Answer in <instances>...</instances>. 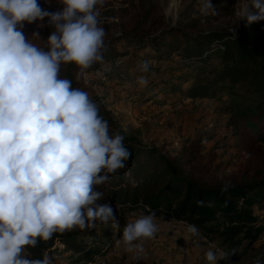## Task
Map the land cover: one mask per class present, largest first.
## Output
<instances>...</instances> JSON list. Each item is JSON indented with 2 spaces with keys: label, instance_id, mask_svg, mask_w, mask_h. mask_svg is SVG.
<instances>
[{
  "label": "clouds",
  "instance_id": "obj_1",
  "mask_svg": "<svg viewBox=\"0 0 264 264\" xmlns=\"http://www.w3.org/2000/svg\"><path fill=\"white\" fill-rule=\"evenodd\" d=\"M58 3L61 8L49 11L38 0H0V264H53L47 252L34 257L29 249L55 233L91 230L98 223L118 229L116 242L139 257L144 252L139 241L157 231L152 211L121 226L114 207L98 203L104 193L97 186L131 155L127 129L111 132L98 103L74 86L104 63L105 0ZM198 11L214 14L212 0H199ZM235 15L246 24L264 20V0H240ZM33 21L53 29L46 39L35 32L26 39L24 22ZM68 64L76 69L72 78L60 74ZM148 67L149 61L139 62L142 72ZM136 83L145 86L147 80L138 76ZM226 256L209 248L204 264Z\"/></svg>",
  "mask_w": 264,
  "mask_h": 264
},
{
  "label": "trees",
  "instance_id": "obj_2",
  "mask_svg": "<svg viewBox=\"0 0 264 264\" xmlns=\"http://www.w3.org/2000/svg\"><path fill=\"white\" fill-rule=\"evenodd\" d=\"M38 3L49 11L62 7L58 0ZM151 9L138 13L128 30L125 25V30L108 37L104 63L110 67L95 65V70H102L105 80L101 83L111 79L115 68L123 66L121 63L131 56L137 58L136 66L147 60L148 71L139 70L147 84L129 89L138 100L160 103L167 95L175 102H189L197 108L205 98L211 101L204 103L219 122L210 129L205 126L201 131L197 128L191 134L163 139L157 146L144 142L137 134L124 132L131 155L126 166L112 174L107 183L97 186L98 190L124 213L136 209L141 214L165 212L222 243L238 245L247 241L246 250L264 231V216L255 208L264 201V20L251 24L242 20L233 28L202 29L198 18L190 17L185 10L181 14L189 18L185 24L154 27L156 21L147 23ZM41 23L50 34L53 29L46 22H24L23 29L42 28ZM104 27L109 30V25ZM175 35L176 40L170 41ZM119 42L131 50L114 51L113 45ZM75 71L71 64L62 65L60 74L72 78ZM120 72L116 82L125 88L120 82L125 76ZM151 73L161 77L155 81ZM74 86L78 87V82L74 81ZM100 115L109 122L111 132L120 130L111 117ZM213 127H225L223 139L234 137V143L229 145L252 156L241 163L239 159L237 168L227 173L216 172L212 162L218 155V146L215 142L206 146L203 140L215 135ZM87 232L73 229L55 233L29 252L34 257L44 252L58 253V242L65 246L69 257L82 252L98 255L113 235H119V231L105 230L100 236L90 237ZM130 264L146 263L133 260Z\"/></svg>",
  "mask_w": 264,
  "mask_h": 264
},
{
  "label": "rangeland",
  "instance_id": "obj_3",
  "mask_svg": "<svg viewBox=\"0 0 264 264\" xmlns=\"http://www.w3.org/2000/svg\"><path fill=\"white\" fill-rule=\"evenodd\" d=\"M56 0H49L54 2ZM214 6V14L203 15L199 9V0H105V4L101 9L104 26L109 25L106 31V40L111 35H115L121 30H127L132 26L138 13L151 7L150 16L147 23L156 21L154 27H160L166 24H185L189 18L181 15L185 10L191 17L198 18L199 28L206 29L213 26H224L233 28L240 21L235 15V10L240 5V0H212ZM251 7V5H249ZM165 9H169V14L165 15ZM26 39H31L32 34L38 33L42 39H46L49 31L46 28L23 29ZM177 35L170 37V41L176 40ZM36 42L42 44L39 37ZM114 51L131 50L128 46L114 44ZM137 58L131 56L128 61L121 67H116L113 77L105 79L102 77V70H95V66L87 70L85 77L78 82V87L87 90L90 96L98 103L100 113L111 117L117 126L123 131L137 134L144 142L159 145L163 139L173 138L178 135L191 134L194 130H203L205 126L210 129L216 122H219L217 115L209 111L208 105L204 102L211 101L201 98L197 108L192 107L189 102L181 104L175 102L174 98L165 95L162 102H154L152 100H138V96L134 95L129 89L136 88V78L140 75V69L136 66ZM127 64V65H126ZM99 65V64H98ZM102 68H108L110 65H99ZM136 66V67H135ZM121 71V72H120ZM124 74L125 79L120 83L116 81L118 73ZM151 77L157 81L159 75L151 73ZM110 84H109V83ZM124 88V89H123ZM159 96L158 90L155 91ZM185 100V99H184ZM225 127H213L214 136H206L204 144L206 146L217 144V157L213 160L212 165L216 172L222 174L230 171L231 168H237L239 161H244L246 157L252 154H246L244 151H238L237 148L231 147L234 137L225 140L222 132ZM264 152V147L262 148ZM246 154V155H245ZM254 156L258 157L259 155ZM240 159V160H239ZM239 160V161H238ZM110 203L119 217L120 224L123 226L128 220L134 219L141 213L138 209L124 213L120 208L114 205L107 197L104 196L98 203ZM256 211L264 216V201L256 205ZM157 224V231L150 239H142L139 243L143 246L144 252L136 257L134 253L127 252L122 244L116 242L119 235L115 234L110 238L106 249L98 255L91 252H82L74 257L66 256L67 251L64 245L55 242L60 248L57 253L47 252L53 260V264L63 262L65 264H130L133 260H141L146 264H204V253L212 248L227 253L224 259L218 261V264H264V231L259 233L257 239L248 245L244 250V244L247 241L242 240L238 245L236 243H222L221 239L212 235H206L204 232L196 228L191 223L182 220H174L165 212H160L154 216ZM189 226H194L198 231L193 234L188 231ZM119 231L110 225L97 224L94 229L88 230L90 237L100 236L103 231ZM93 259V261H90ZM68 260V261H67ZM70 261V262H69Z\"/></svg>",
  "mask_w": 264,
  "mask_h": 264
},
{
  "label": "bare ground",
  "instance_id": "obj_4",
  "mask_svg": "<svg viewBox=\"0 0 264 264\" xmlns=\"http://www.w3.org/2000/svg\"><path fill=\"white\" fill-rule=\"evenodd\" d=\"M68 261V260H67ZM70 262V261H69ZM99 264H101L100 262H98ZM59 264H63V262H60ZM65 264H67V262L65 263Z\"/></svg>",
  "mask_w": 264,
  "mask_h": 264
},
{
  "label": "built area",
  "instance_id": "obj_5",
  "mask_svg": "<svg viewBox=\"0 0 264 264\" xmlns=\"http://www.w3.org/2000/svg\"><path fill=\"white\" fill-rule=\"evenodd\" d=\"M89 264H91V263H89Z\"/></svg>",
  "mask_w": 264,
  "mask_h": 264
}]
</instances>
